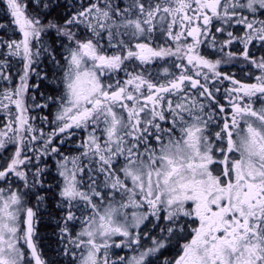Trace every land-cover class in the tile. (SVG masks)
<instances>
[{"label": "snow or ice", "instance_id": "1", "mask_svg": "<svg viewBox=\"0 0 264 264\" xmlns=\"http://www.w3.org/2000/svg\"><path fill=\"white\" fill-rule=\"evenodd\" d=\"M0 264H264V0H0Z\"/></svg>", "mask_w": 264, "mask_h": 264}]
</instances>
